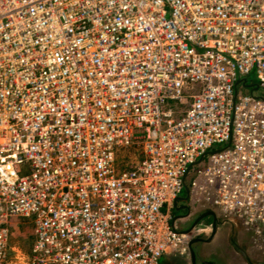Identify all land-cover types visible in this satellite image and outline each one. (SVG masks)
Segmentation results:
<instances>
[{
  "label": "built area",
  "instance_id": "1",
  "mask_svg": "<svg viewBox=\"0 0 264 264\" xmlns=\"http://www.w3.org/2000/svg\"><path fill=\"white\" fill-rule=\"evenodd\" d=\"M185 185L264 242V0H0V264L188 256Z\"/></svg>",
  "mask_w": 264,
  "mask_h": 264
},
{
  "label": "flooded vegetation",
  "instance_id": "2",
  "mask_svg": "<svg viewBox=\"0 0 264 264\" xmlns=\"http://www.w3.org/2000/svg\"><path fill=\"white\" fill-rule=\"evenodd\" d=\"M205 213L207 211L194 215L185 229H190L193 222ZM214 214L219 219L216 224V232L211 240L208 241L213 229L211 222L207 223L206 220L203 222L207 223V230L210 232L201 233L196 237L202 240L193 246L198 252L196 264H248L246 257L252 264H264V242L249 236L244 229L237 227L236 224L226 222L218 212L214 211ZM228 230L233 231L232 234ZM239 238H242L243 248L236 245L238 244L236 240ZM240 250L244 251L246 257ZM188 261L190 264V255H188Z\"/></svg>",
  "mask_w": 264,
  "mask_h": 264
},
{
  "label": "water",
  "instance_id": "3",
  "mask_svg": "<svg viewBox=\"0 0 264 264\" xmlns=\"http://www.w3.org/2000/svg\"><path fill=\"white\" fill-rule=\"evenodd\" d=\"M184 196L180 197L177 201V203L181 204L182 206H180L179 209H175L176 212H178L177 216L173 217V225H176L177 228L185 233L190 232L193 228L197 227L198 225H200L201 223H203V220H206L207 223L211 222V226L213 229V232L210 236V238L208 239L211 240V238L213 237V235L216 232V224L218 223V219L216 218V216L212 213V212H207L201 216H199L192 224V226L190 227V229H185L189 223H190V219L193 218L194 216V212L193 210L189 207L188 204V195H189V188L187 185H185V190H184ZM210 220H207L209 219ZM202 242L201 238H194L193 240H191L190 244H189V255H190V264H196V260L198 257V252L196 251V249H194V245L198 244ZM240 252L242 254L245 253L244 251L240 250ZM246 257V256H245ZM247 263L248 264H252L246 257Z\"/></svg>",
  "mask_w": 264,
  "mask_h": 264
},
{
  "label": "rangeland",
  "instance_id": "4",
  "mask_svg": "<svg viewBox=\"0 0 264 264\" xmlns=\"http://www.w3.org/2000/svg\"><path fill=\"white\" fill-rule=\"evenodd\" d=\"M248 82H253L252 76L247 78ZM137 160V156L135 155L132 161ZM178 212L173 211V217L177 216ZM19 226L14 228L15 230V237L14 243L16 246H19L23 253H27L29 250V245L31 239L34 237L33 227H31V219H19Z\"/></svg>",
  "mask_w": 264,
  "mask_h": 264
},
{
  "label": "crops",
  "instance_id": "5",
  "mask_svg": "<svg viewBox=\"0 0 264 264\" xmlns=\"http://www.w3.org/2000/svg\"><path fill=\"white\" fill-rule=\"evenodd\" d=\"M180 206H182V205L179 204V203H177L176 208L179 209ZM173 211H175V210L173 209ZM173 211H172V216H173ZM229 232L232 234L233 231L231 232V230H230ZM241 239L242 238H239V239L236 240L237 243H238L236 245L237 246L239 245V247H242L243 248L244 246H243V242H242ZM188 262H189L188 261V256H186V255L181 256V255L175 254V255H168V256L164 257L161 260L160 264H188Z\"/></svg>",
  "mask_w": 264,
  "mask_h": 264
},
{
  "label": "trees",
  "instance_id": "6",
  "mask_svg": "<svg viewBox=\"0 0 264 264\" xmlns=\"http://www.w3.org/2000/svg\"><path fill=\"white\" fill-rule=\"evenodd\" d=\"M207 220H210V218H209V219H207Z\"/></svg>",
  "mask_w": 264,
  "mask_h": 264
}]
</instances>
